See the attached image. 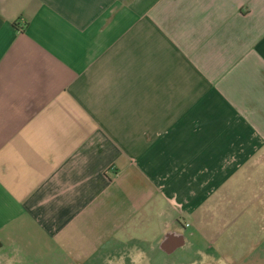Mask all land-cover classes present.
<instances>
[{"label": "crops", "instance_id": "obj_1", "mask_svg": "<svg viewBox=\"0 0 264 264\" xmlns=\"http://www.w3.org/2000/svg\"><path fill=\"white\" fill-rule=\"evenodd\" d=\"M133 248L264 264V0H0V264Z\"/></svg>", "mask_w": 264, "mask_h": 264}, {"label": "clouds", "instance_id": "obj_2", "mask_svg": "<svg viewBox=\"0 0 264 264\" xmlns=\"http://www.w3.org/2000/svg\"><path fill=\"white\" fill-rule=\"evenodd\" d=\"M126 259L128 264H149L147 255L142 250L136 248L129 250L127 257H125V255L119 257H106L104 264H126ZM9 264H11V261Z\"/></svg>", "mask_w": 264, "mask_h": 264}, {"label": "rangeland", "instance_id": "obj_3", "mask_svg": "<svg viewBox=\"0 0 264 264\" xmlns=\"http://www.w3.org/2000/svg\"><path fill=\"white\" fill-rule=\"evenodd\" d=\"M160 254L154 257V259L151 261V264H193L189 261L188 258L180 259L179 261L173 260L174 257H169V255H165L162 252H159ZM171 259V260H170Z\"/></svg>", "mask_w": 264, "mask_h": 264}]
</instances>
